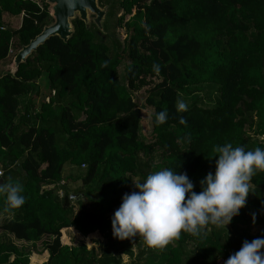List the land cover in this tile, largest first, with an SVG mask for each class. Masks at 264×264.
Here are the masks:
<instances>
[{"label":"trees","instance_id":"16d2710c","mask_svg":"<svg viewBox=\"0 0 264 264\" xmlns=\"http://www.w3.org/2000/svg\"><path fill=\"white\" fill-rule=\"evenodd\" d=\"M103 3L98 0L100 7ZM105 5L103 31L116 18L113 27L124 25L128 33L122 44L76 17L67 41L51 36L16 70L3 72L1 66L52 16L45 0H0V182L19 181L25 197L10 212H3L0 197V264H29L32 253H41L13 239L41 241L48 252L42 264H216L243 241L264 236V172L252 177L246 205L226 231L210 225L201 237L182 232L157 250L140 237L115 239L110 221L121 197L149 173L166 168L186 173L199 192V181L214 172L217 146L264 148V0ZM4 14L21 16L20 25L5 23ZM42 77L48 100L35 107L32 92H38ZM153 78L157 82L145 95L153 109V139L147 143L139 139L142 106L132 92ZM178 99L188 105L186 112H176ZM161 110L168 118L157 126ZM68 182H79L81 189L71 191ZM253 214L263 226L254 234ZM64 228L82 236L98 232L104 241L100 249L73 236L62 243ZM124 256L128 263H122Z\"/></svg>","mask_w":264,"mask_h":264},{"label":"clouds","instance_id":"9594fccd","mask_svg":"<svg viewBox=\"0 0 264 264\" xmlns=\"http://www.w3.org/2000/svg\"><path fill=\"white\" fill-rule=\"evenodd\" d=\"M152 70L160 71L154 64ZM183 99L175 102L177 113L186 112ZM168 113L155 114L159 126L167 121ZM178 123H186L180 116ZM214 172L199 181L200 191H193V183L186 173L163 169L149 173L140 182L133 183L135 191L121 197L119 207L111 217V234L117 240L140 237L148 249L163 250L181 233L193 237L207 235L208 227L223 228L246 205L251 193V180L264 172V148L245 150L230 142L215 149ZM23 186L19 181L0 182V197L4 198L3 212L19 209L25 203ZM255 215L253 214V222ZM224 264H264V236L243 241Z\"/></svg>","mask_w":264,"mask_h":264},{"label":"rangeland","instance_id":"374dc122","mask_svg":"<svg viewBox=\"0 0 264 264\" xmlns=\"http://www.w3.org/2000/svg\"><path fill=\"white\" fill-rule=\"evenodd\" d=\"M35 1H37L38 3L42 2V0H35ZM114 1L115 0H104V3H103L104 6L103 7H106L105 10L108 9V5H105V4L106 3L107 4H113ZM45 2H47V1L45 0ZM48 5H49L48 9H49V11L51 13V10H50L51 9V5L50 4H48ZM120 13L121 12H119V14ZM10 17L11 16H5V21H7V22H5V21L4 22L7 23V24H10L11 26H14V28H16L18 26V24H19V17L18 16L12 17L11 19H13V21L9 20ZM93 17H94V15H90L89 16L88 24L92 23V18ZM128 17H129L128 15L125 17V21L128 19ZM115 19L116 18H112V21L109 23L110 27H109L107 32H108V34L110 35V37L112 39H115L114 41H118L120 44H122L124 38L126 37V35H128V33H127L126 27L124 25H118L116 27H113ZM104 20H105V16L103 18V21ZM101 30L103 31V27L101 28ZM107 32L103 31V33H107ZM105 41L110 43L111 40L108 37V35L105 37ZM12 61H13V58H12V60L10 61V63L8 65H6V66L2 65L1 66V69H3V72H5L7 70L8 71L9 70L12 71V67H13ZM123 68H124V64L121 63L118 66V71H119V75L121 76L120 77L121 80H122V77H123ZM44 80L45 79L43 77H42V79H39L37 81V86H38L37 91L38 92L35 93V90L32 92L33 93V103H34L35 107L38 106L39 103L42 102L43 100L46 101L48 99V89L45 86V81ZM154 82H157V80L155 78H153L151 81H148V84L143 85L140 89L135 90V91L132 92L133 99L138 104H140L142 106V108H141V125H140V130H139V139L142 142H147V143L152 141V139H153V136H152V133H151V131H152L151 116H152V113H153V109L151 107L145 105V95H146L147 89ZM30 97H31V93H29L27 96L22 97V102H21L22 105H24L26 103V101H28V99ZM64 173L67 174L68 173V169L64 170ZM67 185H68L69 189L71 191H74V192H76L79 189H81L79 182H77V183L68 182ZM76 197H77V195H76ZM260 226L261 225H259V224L256 225V226H255V224L249 226L250 233H252V234L256 233L260 228L263 227V226H261V227ZM226 227L228 229H230L229 225H227ZM72 236H73V238H74L73 240L75 242H83L87 246V248L95 247L97 249H100V247H99L100 243L104 241V239L102 238L101 234L98 233V232H93V233L88 234L87 236H82L78 231H76L73 228H68V229L64 228V229H62L61 230L60 240H61L62 243L69 244L71 242L70 237H72ZM43 240H46V238H43ZM13 241H14V243L17 246L23 245L27 249H31L32 251L41 252L39 254L32 253L30 258H29V264H42L43 262H45L47 260L48 252L42 250L41 241H38V242H36L33 245L31 243H26V242H23V241H17L15 239H13ZM128 262H129V259H127L124 256L123 259H122V263H128Z\"/></svg>","mask_w":264,"mask_h":264},{"label":"water","instance_id":"95a60500","mask_svg":"<svg viewBox=\"0 0 264 264\" xmlns=\"http://www.w3.org/2000/svg\"><path fill=\"white\" fill-rule=\"evenodd\" d=\"M51 5L52 22L45 25L39 34L20 47L13 56L12 71L25 61L26 57L51 36H58L67 41L73 32L71 20L78 17L88 25L89 16L94 15L92 22L101 29L106 7H100L98 0H46Z\"/></svg>","mask_w":264,"mask_h":264},{"label":"crops","instance_id":"0c3cea01","mask_svg":"<svg viewBox=\"0 0 264 264\" xmlns=\"http://www.w3.org/2000/svg\"><path fill=\"white\" fill-rule=\"evenodd\" d=\"M5 16H10V15H8V14H4V15H3V20H4V21H5ZM12 17H14V16H11V17H10V19H9L10 21H13V19H11ZM18 17H19V24H18V26H19V25H20V21H21V16H18ZM5 22H7V21H5ZM18 26H17V27H18ZM12 27H14V26H12ZM17 27H16V28H17ZM253 224H255V226L258 225V224L262 226L261 222H258V221H256V222H251L249 226H251V225H253ZM261 226H260V227H261ZM259 230H260V229H259Z\"/></svg>","mask_w":264,"mask_h":264},{"label":"built area","instance_id":"2783aa9c","mask_svg":"<svg viewBox=\"0 0 264 264\" xmlns=\"http://www.w3.org/2000/svg\"><path fill=\"white\" fill-rule=\"evenodd\" d=\"M9 54H13V50L12 48H9V51H8ZM48 100V99H47ZM0 174H1V171H0ZM227 258L225 257H220L216 260V264H224V261L226 260Z\"/></svg>","mask_w":264,"mask_h":264}]
</instances>
